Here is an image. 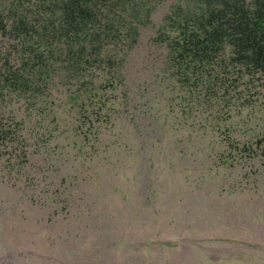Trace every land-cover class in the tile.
Here are the masks:
<instances>
[{"label": "rangeland", "instance_id": "374dc122", "mask_svg": "<svg viewBox=\"0 0 264 264\" xmlns=\"http://www.w3.org/2000/svg\"><path fill=\"white\" fill-rule=\"evenodd\" d=\"M187 1L153 0L111 85L0 0V264H264V78L178 81L159 32Z\"/></svg>", "mask_w": 264, "mask_h": 264}, {"label": "trees", "instance_id": "16d2710c", "mask_svg": "<svg viewBox=\"0 0 264 264\" xmlns=\"http://www.w3.org/2000/svg\"><path fill=\"white\" fill-rule=\"evenodd\" d=\"M152 2L35 0L20 12V0H13L9 32L17 37L36 34L39 40L56 46L62 43L73 67L85 62L92 69L100 68L110 75L105 82L111 79L106 83L113 85L126 53L137 44L141 27L149 23L155 8ZM33 7L35 10H30ZM8 27L0 17L2 32ZM159 38L167 42L169 68L182 84L202 78L211 66L223 71L232 67L242 75L264 78V0H188L174 6L164 18ZM43 58L42 53L36 55L39 61ZM3 75L4 82L16 89L28 84L21 68L14 70L8 65ZM92 84H80L72 99L79 102L82 94L96 95Z\"/></svg>", "mask_w": 264, "mask_h": 264}]
</instances>
